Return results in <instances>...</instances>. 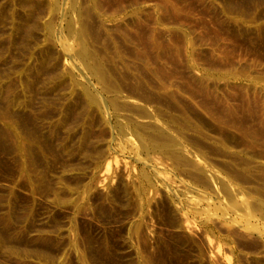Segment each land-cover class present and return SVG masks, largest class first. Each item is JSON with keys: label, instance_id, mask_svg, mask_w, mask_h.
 Segmentation results:
<instances>
[{"label": "rangeland", "instance_id": "374dc122", "mask_svg": "<svg viewBox=\"0 0 264 264\" xmlns=\"http://www.w3.org/2000/svg\"><path fill=\"white\" fill-rule=\"evenodd\" d=\"M0 264H264V0H0Z\"/></svg>", "mask_w": 264, "mask_h": 264}]
</instances>
